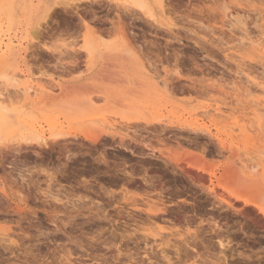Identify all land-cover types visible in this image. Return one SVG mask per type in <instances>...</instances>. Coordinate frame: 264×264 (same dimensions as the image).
Instances as JSON below:
<instances>
[{"label":"rangeland","instance_id":"rangeland-1","mask_svg":"<svg viewBox=\"0 0 264 264\" xmlns=\"http://www.w3.org/2000/svg\"><path fill=\"white\" fill-rule=\"evenodd\" d=\"M62 1L0 0V102L14 115L9 113L8 126L0 134V264H26V260L32 261V254L40 255L42 250L44 252L41 255L44 254L47 246L51 249L55 247L56 254L62 253L57 254L59 257L67 255L73 258L71 264H113L110 256L114 252L116 254L117 249H95L97 246L92 247L90 237L98 232L91 234L87 228H80L78 224L90 213L99 214L103 208L112 217H117L118 209L108 203L110 201L107 195H103L102 189L99 190L104 183L107 186L113 185L110 189L114 187L118 197L126 190L121 186L122 179H115L120 177V173L115 174V160L117 163L121 160L118 164L127 170L132 167L135 171H141L144 167L142 164H145L150 177L155 173L152 179L157 188H160L163 181L164 184L167 183L165 186L170 184L172 187L166 186L161 195L167 202H177L168 206L169 212L164 215L168 220L158 226H167V230L174 229V232L181 233H185L189 227L195 228L182 221L184 212L187 211L185 215L190 214L192 217L195 214L197 224L200 216L210 213V197L203 191L198 193L200 190L197 191L188 179L173 181V174L165 170L164 162L158 158H150L152 152L145 145L133 141V138L146 142L150 140L155 147H168L171 154L178 148L179 152L196 151L218 176H223V173L224 176H232L233 169L238 171H233L235 174H241L242 171L247 174L245 165L250 163L248 157L251 155L255 156V161L261 166L257 168L261 169L259 173L264 167V106L248 102L250 97L247 98L242 90L232 89L233 83L242 82L239 74L241 70L246 74L247 70L251 71L252 76L260 75L261 72L264 74V48L261 44L247 41V37L255 40L264 37V0H163L162 4L153 5L156 17L150 16V11L140 9L131 0ZM13 3L18 6L16 13ZM148 19L156 24L152 26ZM9 37L16 44L22 43V48L18 46L17 50L8 53L4 44ZM29 41L34 46L32 50L26 51ZM88 44L93 46L92 53L85 50ZM251 72H248L250 76ZM28 79L34 83L41 81L46 85L56 83V86L47 94H37L34 90L28 94L20 89ZM236 92L242 94L237 95ZM255 94L253 97L256 99H264L261 91ZM139 116L149 119L163 117L166 123L173 121V128L160 135L162 138L166 137V147L163 142H158L159 138L155 135L159 134L160 129L142 121L137 123L133 119L127 120L128 117ZM37 121L42 125L37 127L39 131L31 126ZM239 126H242V130ZM194 127L202 128L203 131L198 132ZM257 127L261 129L260 132H256ZM42 134L38 144L35 138ZM85 134H97L101 136L100 141L86 140L83 136ZM120 136L127 139L125 140L131 148L143 151L144 156L135 157L118 147ZM55 137L63 138L59 139L61 143L55 142ZM176 137L181 138L177 140ZM192 139L195 143H192ZM169 141L177 145L171 144L173 150ZM223 141L227 145L225 149L220 147ZM190 144L198 150L193 149ZM68 150L75 155L70 156ZM99 152L105 153L112 163L109 162L106 167L104 163H96ZM123 157L125 165L122 164ZM230 166L231 170L228 169ZM83 169L89 172L85 170V174ZM144 170L141 174L146 172ZM49 172L57 173L56 180L53 179L55 181H49ZM81 175L90 179L93 187L90 180L87 179V185ZM261 178L264 182V176ZM48 181L53 185L48 186ZM82 183L83 186L90 185V191L85 186L82 187ZM136 184L139 186L130 185L129 188L135 187L136 192H141L144 183L139 176L136 177ZM49 192L52 193L51 196ZM84 194L88 195V199L83 197ZM154 194L152 192L151 196L156 198ZM54 195L58 196L59 201L55 200ZM189 201L196 205L193 206ZM213 214L223 223L226 219L229 220L230 224L226 222L228 225L233 224V229L238 228L234 220L243 222L242 217L226 211H214ZM190 215L186 218L191 217ZM206 224H202L204 228L199 227V236L205 239L196 240L200 255L189 249L188 255L182 252V257H178L174 254L175 250L168 248V252L171 250V264L219 263L216 257L220 248L215 241L212 242L213 247L208 244V234L205 232L211 225ZM246 226L249 235L236 231L233 251H228L230 262L264 264V233ZM152 229L157 228L153 226ZM170 237L173 238L172 241L182 244L178 235ZM41 240H45L44 243ZM158 241L160 242L159 239ZM204 243L209 247L205 248ZM3 246L7 247V252L2 250ZM132 246L131 244L130 247ZM160 255L153 258L155 264H168L162 257L158 258ZM106 257H110L108 262L103 259ZM139 257H144L143 263L139 258L141 264L150 263L143 252ZM39 258L38 260L41 259Z\"/></svg>","mask_w":264,"mask_h":264},{"label":"bare ground","instance_id":"bare-ground-1","mask_svg":"<svg viewBox=\"0 0 264 264\" xmlns=\"http://www.w3.org/2000/svg\"><path fill=\"white\" fill-rule=\"evenodd\" d=\"M17 1V0H16ZM62 1V0H61ZM91 1V0H90ZM95 1V0H94ZM97 1V0H96ZM135 5H137V7H139L140 9L142 10H147V11H150V16H153V17H156L155 16V10L153 11V5L158 3V4H162L163 3V0H131ZM58 2V1H57ZM56 2V3H57ZM60 2V1H59ZM63 3L66 2L65 0L62 1ZM69 3V2H68ZM71 3V2H70ZM77 3V2H76ZM93 3V2H92ZM131 3V2H130ZM60 4V3H58ZM94 4V3H93ZM166 4V2H165ZM66 5V4H65ZM68 5V4H67ZM75 5V4H74ZM81 6V5H80ZM83 6V5H82ZM105 6V5H104ZM168 6V5H167ZM78 7V6H77ZM13 8H14V11L15 13L17 12L18 10V6L16 3H13ZM73 8V6H72ZM81 8V7H79ZM78 8V9H79ZM94 8V7H92ZM102 8V7H101ZM56 9V8H55ZM59 9V8H58ZM110 9V8H109ZM139 9V10H140ZM164 9V8H163ZM67 10V9H66ZM136 12L138 11L137 9H135ZM134 10V12H135ZM57 11V10H56ZM111 11V10H110ZM133 11V10H132ZM131 11V12H132ZM141 11V10H140ZM63 12V11H62ZM67 12V11H66ZM92 12V11H91ZM139 12V11H138ZM144 12V11H143ZM118 13V12H117ZM145 13V12H144ZM126 14V13H125ZM131 14V13H129ZM135 16L136 14L133 13ZM132 14V15H133ZM147 14V13H146ZM56 15V14H55ZM71 15V14H70ZM119 15V14H118ZM124 15V14H123ZM121 16V14L119 15ZM96 17V15H95ZM138 17V16H137ZM149 17V16H148ZM122 18V17H121ZM151 18V17H150ZM136 19V18H135ZM140 19V18H139ZM142 19V18H141ZM144 19V18H143ZM141 20V21H144V20ZM155 20V19H154ZM148 22H150V24H156V23H153L154 21H149V19L147 20ZM146 21V22H147ZM233 21V20H232ZM88 23V22H87ZM245 23V22H244ZM89 24V23H88ZM158 24V23H157ZM88 26V25H86ZM153 26V25H152ZM156 26V25H154ZM90 27V26H88ZM96 30V29H95ZM94 31V30H93ZM37 34V32H35ZM247 41H251L252 42H256L258 44H261L262 48H264V37H260L258 39H252L250 37H247ZM246 41V42H247ZM246 42L244 44H246ZM248 44L250 42H247ZM250 43V44H251ZM6 46V51L8 53H11L16 49V47H21L22 43H19V44H16L15 41L13 40L12 37H9L8 38V42H6L4 44ZM34 44L33 42L29 41L28 45L25 47V50H29L31 48H33ZM20 50V49H19ZM24 50V51H25ZM32 50V49H31ZM85 50L87 53H92L93 52V46L92 45H86L85 46ZM95 50V49H94ZM70 52V51H69ZM74 54V53H73ZM72 54V55H73ZM72 57V56H71ZM75 58V57H74ZM71 64V63H70ZM67 65V64H66ZM71 67V66H70ZM263 71V70H261ZM245 71L244 70H241L239 71V74L241 75L240 78L242 79V82H240L241 84L244 83L241 85V84H238V83H233L234 85H232V89L233 90H242V93L245 94L248 97H250V99H248V102H254L255 104H262L264 106V103H263V100L261 97L260 98H255L253 97V94H255V92H262L264 93V74H261L258 75L256 74V72L254 74H256V76H252V72L251 71H248L247 70V74L244 73ZM248 72H251V76L249 75L250 73ZM239 78V79H240ZM53 80V79H52ZM51 82V80H50ZM61 85V84H59ZM53 86H56V83H52L50 85H46L45 83L41 82V81H37V82H33V80L31 79H28L25 83H23V86L22 90H24L26 93H30L31 90H34L37 94L41 93V94H47V93H50L53 89ZM167 86V85H166ZM242 86V87H241ZM84 88V87H83ZM82 88V89H83ZM81 89V88H80ZM91 89V88H90ZM229 90V89H228ZM1 92V90H0ZM90 92V91H89ZM237 93V92H236ZM241 93V92H240ZM240 93H237V95ZM241 93V94H242ZM2 94V93H1ZM0 94V96H1ZM108 95V94H107ZM256 95V94H255ZM3 96V95H2ZM92 99V98H90ZM96 99V98H95ZM5 100V99H4ZM126 104V103H125ZM128 105V104H127ZM251 105V104H250ZM256 105V107H257ZM261 105V106H262ZM14 106V105H13ZM125 107H127L125 105ZM219 110H222L221 106H218L217 107ZM216 108V109H217ZM259 108V107H258ZM263 108V107H262ZM262 108H260L262 110ZM259 109V110H260ZM218 110V111H219ZM257 109V111H259ZM260 110V112H261ZM10 109H7L6 105L2 102H0V134L3 133V131L7 128L8 124H7V120H8V116H9V113H10ZM13 111V110H12ZM11 116H14L12 115V113H10ZM263 114H264V111H263ZM262 114V116H263ZM124 120L125 117L122 116ZM166 118V117H165ZM134 120V122H137L139 123L140 121L142 122H145L146 124L148 125H152L154 126L156 129H160V132L159 134H155L156 136H158L159 140L158 142H163V146L166 147V144L164 143V141H166L167 139L164 140V138L160 137V135H162V132L163 131H166L167 129L169 128H173L172 124H173V121H169V123H166V121L163 119V117L161 118H158V117H154L152 119H149L147 117H144V116H139V117H128L127 120L128 121H131V120ZM263 121H264V116H263ZM262 121V122H263ZM131 125V124H130ZM147 125V126H148ZM32 128L33 129H36L37 131H39L40 129H38L37 127L40 126L42 127V125H39V122L37 121V123H32L31 124ZM103 126V125H102ZM133 127V126H132ZM139 127H141L139 125ZM181 127V126H180ZM210 127V126H209ZM242 126H239V128H241ZM248 127V126H247ZM183 128V126L181 127ZM260 128V126H259ZM257 127V130L259 129ZM152 129V128H151ZM184 129V128H183ZM195 130H202V128H197V127H194ZM8 130V129H7ZM149 130V129H148ZM175 130V128H174ZM191 130V129H190ZM190 130H188L189 134H190ZM242 130V128H241ZM256 130V132H260L261 129H259L258 131ZM169 131V130H168ZM185 131V130H183ZM203 131V130H202ZM209 131L211 132V129H209ZM244 131V129H243ZM158 132V131H157ZM171 132H172V129H171ZM179 132V130H178ZM193 132V131H191ZM199 132V131H198ZM197 132V133H198ZM213 132V131H212ZM180 133V132H179ZM195 133V132H193ZM241 133V131H240ZM78 134V133H77ZM110 134V133H109ZM113 134V133H111ZM166 134V133H165ZM203 134V133H202ZM205 134V133H204ZM207 134V133H206ZM260 134V133H258ZM55 136L58 135V134H54ZM60 135V134H59ZM176 135V134H175ZM174 135V136H175ZM200 135V134H199ZM197 135V136H199ZM42 135H39V137H36L35 140L38 142V144H40V137H42ZM85 137L86 140H89V141H92V142H99L100 141V138L101 136L99 137L97 134L96 135H88V134H85L83 135ZM135 136V135H134ZM168 136V135H167ZM179 136V134H178ZM192 136V135H191ZM196 136V137H197ZM208 136V135H207ZM58 137V136H57ZM55 137L54 141L55 142H60L61 143V139L63 138H57ZM60 137V136H59ZM72 137V136H71ZM76 137V135H75ZM115 137V136H114ZM121 137V136H120ZM116 138V137H115ZM137 138V136H136ZM139 138V137H138ZM141 138V137H140ZM155 138V137H154ZM181 138V137H179ZM178 138V139H179ZM187 138V137H186ZM192 138V137H191ZM194 138V137H193ZM203 138V136H202ZM201 138V139H202ZM211 138V137H210ZM29 139V138H28ZM60 139V140H59ZM67 139V138H66ZM126 139V138H125ZM123 137L120 138V141L118 142V147L120 148H123L124 151H129L132 155H134L135 157L138 156H144V152L143 151H137L136 149L134 148H131L129 145V143L126 142ZM129 139V138H128ZM146 139V138H144ZM169 139V138H168ZM177 139V137H176ZM177 139V140H178ZM190 139V138H189ZM196 139V138H195ZM200 139V138H199ZM43 140V138H42ZM157 140V139H156ZM170 140V139H169ZM172 140V139H171ZM184 140V139H183ZM194 139H192V143L194 142L193 141ZM197 140V139H196ZM30 141V140H29ZM133 141L137 142L138 144H143L145 145L146 149L150 150V153L152 152V155L150 156V158L152 159H160L162 162H164V166H165V170L166 171H170L172 174H173V181L177 182L178 179L182 180V178L184 179H188L190 181V183H192L196 188H197V191L200 190L198 193H200L201 191L207 193V196H209L210 200H208V206H209V209L210 210V213L206 216H200V221L195 222V214L194 216L192 217L190 214L191 217L189 218H186L188 217V215H185L187 214V211L186 213L184 212V217L180 218L182 219V221L185 223H187L188 225H194L195 228H191L189 227L187 229V231L185 233H181L179 231H176L174 232L173 230L174 229H168L170 230L169 232L167 233H164L163 231H168L166 229L167 226H158V224H163V222H166L168 220H166V217H164L165 214H167L169 211V208L168 206L176 203H172L173 201L171 200V204L170 202H167L165 201V198L162 197L161 193L163 192L164 189H166V186L165 184H167L165 182L164 184V181H163V184L160 186V188H157V185L156 183L153 181V173L152 171V177H150V175L148 174L147 170H148V167L145 166V164H142L144 167H142L141 171L143 169H145L143 172V174H141V171H135L134 169L135 168H132L130 170H127L124 166H120V164H118L115 160L114 164L116 166V168H114L112 166V169L114 168L117 169V172L115 174H119L120 173V177H116V175L114 174L113 172V176L115 175V179H122L121 182V186L122 188L126 190H124V192H121V196L118 197V195H115V192L114 191V187L110 189V186H113V185H110V186H107L104 185H100V189L103 193V195H107V197L109 198L108 200L110 202L111 205H114L118 210H117V214H116V218L115 217H112V215H110L109 213H107L106 210H104L105 208H103V210L98 214V213H93V214H89L87 215L88 217H85L84 220H82L78 226H80V228H87L88 231H90L89 233H97V234H94L92 237H90V239L92 240L91 241V245L92 247H96L95 249H98V248H107V249H112V247H114L115 249H117V253L115 254L114 252V255L111 254V260L110 262L113 264H138L140 263V260H139V254L141 256V252H143L145 254V256H147L146 259L149 260V264H155V259H153L155 257V255H160V257L158 258H163L165 259L166 262H168V264H171V258L172 256L169 255V252L171 250H169L168 252V248H171L172 250H175L174 254H176V256L179 257V255L181 256V253L184 252L186 253V255L189 254V249H192L194 251H197V255L199 254L198 252V249H197V239H203V236H199V227L203 226L202 224L204 223H207L206 225L210 224L211 227L209 228V230L205 233L208 234V241L209 243L208 244H212V247H213V243L212 242H217L218 244V247L220 248L219 249V254L218 256L216 257L218 260V264H231L230 262V258H229V255H228V251H233V246L235 244V237L237 236V233L236 231H241L243 232V234L247 235V228L245 229V226L248 225L250 227H254V229L256 228V230L258 229L262 234L264 233V182L262 180V176H264V167H263V171L261 173H259L258 171L261 170V169H258L257 168H261V166L259 167V162H256L255 161V156L254 155H251V157H248V161H250V163H247L245 166L246 168L248 169V172L247 174H245V171H242L243 173H237L235 174L234 172L236 170L233 169V171H231V173H233L234 175L232 176H224V173H223V176H218L217 173L214 171V169L208 165L205 162H203V157L201 158L200 155L198 153H196V151H180L179 152V148L176 149L178 150V152H175L173 150L174 147H172L171 144H174V143H170L169 141V145H171V149L173 150L174 154H171L172 151H169V148H161V147H155V146H152L149 141L146 142L145 140L141 139V140H138V139H134L133 138ZM132 141V142H133ZM189 141V140H188ZM201 141V140H200ZM204 141V140H203ZM213 141V140H212ZM52 142V141H51ZM116 142V141H115ZM134 142V143H135ZM167 142V141H166ZM174 142V141H172ZM182 142V141H181ZM185 142V141H184ZM190 142V141H189ZM28 143V142H26ZM101 143V142H100ZM108 143V142H107ZM195 143V142H194ZM197 143V142H196ZM199 143V142H198ZM197 143V144H198ZM30 144V143H29ZM45 145L48 146V143H44ZM43 144V145H44ZM55 144V143H54ZM110 144V143H109ZM136 144V145H138ZM159 144V143H158ZM157 144V145H158ZM203 144V143H202ZM206 144V143H205ZM28 145V144H27ZM108 145V144H106ZM168 145V146H169ZM176 145V144H174ZM173 145V146H174ZM186 145V144H184ZM191 145V144H190ZM210 145V144H209ZM215 145V144H214ZM105 146V145H104ZM142 146V145H140ZM160 146V145H159ZM177 146V145H176ZM175 146V148H176ZM192 146V145H191ZM201 146V145H200ZM109 147V145H108ZM117 147V148H118ZM181 147V146H179ZM186 147V146H184ZM193 147V146H192ZM197 147V145H196ZM202 147V146H201ZM205 147V146H203ZM213 147V146H212ZM216 147V146H215ZM220 147L223 149L227 148V145L226 143L223 141L220 145ZM81 148V147H80ZM183 148V147H182ZM181 148V149H182ZM190 148V146H189ZM198 148V147H197ZM232 148L235 150V147L232 146ZM231 148V150H232ZM62 149V148H61ZM75 149V148H74ZM78 149V148H77ZM113 149V148H112ZM141 149V148H140ZM193 149H195L193 147ZM72 150V149H71ZM166 150H168L169 152H167ZM195 150H198V149H195ZM204 150V149H203ZM202 150V151H203ZM206 150V148H205ZM217 150V149H216ZM233 150V152H234ZM260 150V149H258ZM87 151V150H86ZM89 151V150H88ZM201 151V152H202ZM69 152V150H68ZM79 152V151H78ZM128 152V153H129ZM157 152L159 155L157 156L156 153ZM200 152V151H199ZM204 152V151H203ZM202 152V153H203ZM211 152V151H210ZM217 152V151H216ZM258 152V151H257ZM263 152V151H262ZM74 153V152H73ZM72 153V154H73ZM84 153V152H83ZM101 152H99L100 154ZM115 153V152H114ZM200 153V154H202ZM208 153V152H207ZM70 154V152H69ZM70 154V156H73L75 154ZM87 154V153H86ZM109 154V153H108ZM117 154V153H116ZM147 154V153H146ZM218 154V153H217ZM261 154V153H260ZM63 155V154H62ZM209 155V154H208ZM221 155V154H220ZM257 155V153L255 154ZM259 155V154H258ZM146 156V155H145ZM212 156V155H211ZM99 157V158H98ZM98 157H95V158H98L96 160V163L98 162H101V163H104L105 164V167L108 166L109 162H110V159L106 156L105 153L103 154H100ZM128 157V156H127ZM72 158V157H70ZM69 158V159H70ZM114 158V156H113ZM119 158V157H118ZM112 159V158H111ZM122 159V158H121ZM145 159V158H144ZM68 160V159H67ZM66 160V161H67ZM118 160V159H117ZM127 160V159H126ZM146 160V159H145ZM65 161V162H66ZM93 162L95 160H92ZM148 161V160H147ZM150 161H156V160H150ZM72 162V161H70ZM149 162V161H148ZM79 163V162H78ZM112 163V161L110 162ZM126 161L124 160V157L122 159V164L125 165ZM107 164V165H106ZM211 164V163H210ZM58 165V164H57ZM56 165V166H57ZM94 165H97L94 163ZM141 165V166H142ZM49 166V165H48ZM52 166V165H51ZM64 166V165H63ZM62 166V167H63ZM135 166V165H134ZM152 166V165H151ZM84 167V166H83ZM96 167V166H95ZM93 167V169L95 168ZM122 167V168H120ZM231 167V166H230ZM78 168V167H77ZM109 168H111L109 166ZM226 168V167H225ZM236 168V167H235ZM53 169V168H52ZM59 169V168H58ZM92 168L90 169V172L93 170ZM96 169V168H95ZM151 169V168H150ZM227 169V168H226ZM229 170L232 169L231 168H228ZM56 170V169H55ZM63 170H66V169H63ZM84 170V169H83ZM87 170V169H85ZM85 170L83 173H85ZM99 170H100V167H99ZM109 170V169H108ZM153 170V169H152ZM161 170H163V168H161ZM257 170V171H255ZM58 171V170H56ZM54 171V172H56ZM89 172V170H87ZM107 171V170H106ZM105 171V173H106ZM111 171V170H110ZM62 172V170H61ZM68 172V171H67ZM80 172V171H79ZM99 172L100 174V171H97ZM102 172V171H101ZM104 172V170H103ZM112 172V171H111ZM157 172V171H156ZM238 172V171H236ZM50 173V172H49ZM60 173V172H59ZM66 173V172H65ZM92 173V172H91ZM94 173V172H93ZM109 173V172H107ZM140 173V174H139ZM149 175H147V174ZM230 173V172H229ZM231 173L229 175H231ZM55 173H50L49 174V181L50 180H53L55 179L56 177V174L54 175ZM62 174V173H61ZM77 174V173H76ZM86 174V173H85ZM112 174V173H110ZM122 175V176H121ZM78 176V175H77ZM83 177V175H81ZM95 176V175H94ZM91 175V177H94ZM112 176V175H111ZM140 177L142 182L144 183V187L141 189L142 191L141 192H136L135 190V187L130 189L129 186L130 185H133V186H139L136 184V177ZM159 176V175H158ZM178 176V177H176ZM66 177V176H65ZM231 177V178H230ZM90 178V177H89ZM97 178V177H96ZM112 178V177H111ZM58 179V178H57ZM88 179V178H87ZM85 179V177H83V181H85V183H89L88 180L90 179ZM119 179V180H120ZM56 180V179H55ZM53 180V181H55ZM67 180V179H66ZM79 180V179H78ZM77 180V181H78ZM49 181H48V186L50 185H53V184H49ZM81 181V180H80ZM82 181V182H83ZM51 182V181H50ZM70 182V181H69ZM91 182V180H90ZM97 182V181H96ZM86 183V184H87ZM98 183V182H97ZM110 183V182H109ZM118 185L120 184L119 182H117ZM189 183V184H190ZM56 184V183H55ZM66 184V183H65ZM68 184V183H67ZM81 184V182H80ZM84 185L83 186V183H82V187H84L85 189H88L90 188L89 186L87 187V185ZM91 186H92V182L90 183ZM94 184V183H93ZM115 184V183H113ZM180 184V183H179ZM188 184V185H189ZM60 185V184H58ZM98 185V184H97ZM109 185V184H108ZM170 185V184H169ZM167 186V188H169L170 186ZM172 185V183H171ZM183 185V184H182ZM191 185V184H190ZM96 186V185H95ZM99 186V185H98ZM107 186V187H106ZM176 186V185H175ZM52 187V186H51ZM60 187V186H59ZM93 187V186H92ZM106 187V188H105ZM142 187V186H141ZM182 187V186H181ZM63 188V187H61ZM109 188V189H108ZM139 188V187H137ZM172 188V187H170ZM72 189V188H71ZM76 189V188H75ZM113 189V190H112ZM116 189V188H115ZM121 189V187L119 188ZM118 189V190H119ZM178 189V187H177ZM176 189V190H177ZM65 190V189H64ZM78 190H81V189H78ZM90 191V189H88ZM94 190V189H93ZM130 190H133V191H130ZM171 190V189H170ZM48 191V190H47ZM46 191V193H47ZM50 192L51 189L49 190ZM69 191V189H68ZM71 191V190H70ZM92 191V190H91ZM100 191V192H101ZM114 191V192H113ZM181 191V190H179ZM194 191V190H193ZM49 192V193H50ZM72 192V191H71ZM152 192H154V196L156 195L157 197L156 198H153L152 195ZM170 192V191H169ZM177 192V191H176ZM197 193V192H196ZM195 193V194H196ZM202 193V192H201ZM204 193V194H205ZM69 194V193H68ZM94 194V193H93ZM130 194V195H129ZM194 194V195H195ZM52 195V193H50V196ZM183 195V193H182ZM193 195V194H192ZM49 196V197H50ZM72 196V195H71ZM47 197V196H46ZM53 197V196H52ZM55 197V200H58V196L54 195ZM53 197V198H54ZM80 198H82V196H79ZM83 197H88V195L84 196ZM101 197V196H100ZM165 197V196H164ZM194 197V196H193ZM90 198V197H89ZM84 199V198H83ZM88 199V198H87ZM174 199V198H173ZM48 200V199H47ZM59 201V200H58ZM184 201V200H183ZM186 201V200H185ZM184 201V202H185ZM203 201V200H202ZM60 202H62L60 200ZM68 202V200L66 201ZM107 202V201H106ZM74 203V202H73ZM168 203V205H167ZM188 203H191L193 206L196 205L194 202H191L189 201ZM65 204V202L63 203ZM75 204V203H74ZM92 204V202H91ZM97 205V203H94ZM109 204V205H110ZM71 205V204H70ZM95 205V206H96ZM110 205V206H111ZM175 205V204H174ZM181 206V205H180ZM184 206V205H183ZM190 206V205H189ZM206 206V205H204ZM207 207V206H206ZM183 208V207H182ZM195 208V207H193ZM201 208V207H200ZM179 209V208H178ZM99 210V209H98ZM100 211V210H99ZM183 211V209H182ZM203 211V210H202ZM214 211H217V213L221 212V211H226L228 212L229 214L231 213L232 215H237L238 217H242L243 218V222L242 221H235V224L236 226H238V228H232L233 227V224L232 225H228L227 222L229 223V220L227 221V219L223 222L218 221L217 219V215L213 214ZM179 211H177L178 213ZM199 212V211H197ZM181 214L183 212H180ZM216 213V212H215ZM197 215V214H196ZM222 215V213H221ZM231 215V216H232ZM168 216V215H167ZM174 216V215H173ZM171 216V217H173ZM227 216V215H226ZM170 218V217H169ZM190 218H194V219H190ZM225 218V216H224ZM228 218V217H227ZM239 219V218H238ZM172 220V219H171ZM231 220V219H230ZM227 221V222H226ZM159 222H162V223H159ZM172 222V221H171ZM174 222V220H173ZM232 222V221H231ZM242 222V223H241ZM170 223V222H169ZM175 223V222H174ZM223 223V224H222ZM172 224V223H171ZM177 224V223H176ZM230 224V223H229ZM39 225V224H38ZM123 225V227H120V226ZM150 225V226H148ZM209 225V226H210ZM225 225V226H224ZM155 227L157 228L156 230L152 229V227ZM197 226V227H196ZM173 227H175L173 225ZM193 227V226H192ZM200 227V228H201ZM235 227V226H234ZM247 227V226H246ZM191 228V229H190ZM204 228V226L202 227ZM249 228V227H248ZM87 229L85 231H87ZM121 230V231H118V230ZM181 231V230H180ZM91 233V234H92ZM203 233V234H205ZM108 234V235H106ZM202 234V235H203ZM170 235H175V237H177L178 235V238H180L179 240L182 241V244L181 243H177L178 241H172L173 238L171 239ZM249 235V234H248ZM207 237V235H205ZM48 238V237H47ZM160 240V242L158 241V239ZM45 239V238H44ZM153 240V242H152ZM176 240V239H174ZM178 240V239H177ZM201 240V241H202ZM207 240V239H206ZM40 241V240H39ZM42 241V240H41ZM45 241V240H44ZM44 241H42L44 243ZM48 241V240H47ZM56 241V240H54ZM52 241V242H54ZM180 242V241H179ZM56 243V242H55ZM203 244V242H200ZM54 244V243H53ZM131 244L133 245L132 247ZM143 244V245H142ZM207 244V243H206ZM207 244V245H208ZM80 245V244H79ZM142 245V246H141ZM205 246V243H204V246L205 248H208L209 246ZM89 246V245H88ZM50 247V246H49ZM47 246V251L45 250V253L41 255L42 252H44L42 250V252L40 253V255L38 254H35L33 255L32 254V261H27L26 260V264H39V263H43V264H53L55 263V261H57V263L55 264H71L73 263L72 262V259L69 257V256H63L62 257H59V255L57 254H61L62 253H58L57 254L55 253V250L54 248H49ZM58 246H56L57 248ZM4 246L2 247V250L6 251L7 250V247H5L4 249ZM42 248V247H41ZM134 248V249H133ZM204 248V249H205ZM59 249V248H58ZM90 249V248H89ZM81 250V249H80ZM94 250V249H92ZM100 250V249H99ZM210 250V249H209ZM59 251V250H58ZM88 252V250H86ZM7 252V251H6ZM5 252V253H6ZM36 252V251H35ZM86 252V253H87ZM96 252V250H95ZM94 252V253H95ZM102 252V251H101ZM108 252V251H107ZM193 252V251H192ZM206 252V251H205ZM207 252H208V249H207ZM10 253V252H9ZM13 253V252H11ZM29 253V252H28ZM31 253V252H30ZM85 253V254H86ZM91 253V252H90ZM90 253H88L89 255H91ZM160 253V254H159ZM84 254V255H85ZM97 254V253H96ZM99 254V253H98ZM234 254V253H233ZM232 254V255H233ZM9 255V254H8ZM31 255V254H30ZM60 255V256H61ZM69 255H72L71 253H69ZM87 255V254H86ZM103 255V254H102ZM196 255V254H195ZM200 255V254H199ZM202 255V254H201ZM11 256V255H9ZM7 256V257H9ZM18 256V255H17ZM41 258H39V257ZM95 256H98V255H95ZM109 256V255H108ZM156 256V257H157ZM194 256V255H193ZM210 256V255H209ZM215 256V255H214ZM81 257V256H80ZM87 257V256H86ZM104 257V256H103ZM110 257H108L110 259ZM126 258L124 260V258ZM175 257V256H174ZM177 257V258H178ZM182 257V256H181ZM186 257V256H185ZM189 257V256H188ZM14 258V257H13ZM38 258L40 260H38ZM90 258V257H89ZM92 258H95V257H92ZM5 259V258H3ZM12 259V258H11ZM98 259V258H97ZM103 259H106L105 261L108 262L109 259L106 258H103ZM123 259V260H122ZM142 259V257L140 258ZM179 259V258H178ZM249 259V258H248ZM143 261H141L142 263L145 262L144 261V257L142 259ZM159 260V259H158ZM162 260V259H160ZM181 260V259H180ZM250 260V259H249ZM260 260V259H259ZM104 261V260H103ZM163 261V260H162ZM248 261V260H247ZM251 261V260H250ZM258 261V260H257ZM98 262V261H97ZM96 262V263H97ZM137 262V263H136ZM173 262V261H172ZM252 262V261H251ZM93 263V262H92ZM259 263V262H258ZM13 264V263H12ZM24 264V263H23ZM76 264V263H75ZM94 264V263H93ZM141 264V263H140ZM256 264V263H255Z\"/></svg>","mask_w":264,"mask_h":264}]
</instances>
